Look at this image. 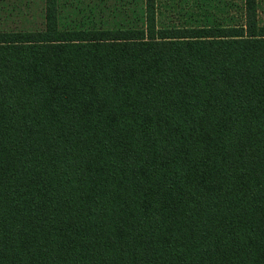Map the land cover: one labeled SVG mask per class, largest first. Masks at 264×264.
<instances>
[{"label":"trees","instance_id":"obj_1","mask_svg":"<svg viewBox=\"0 0 264 264\" xmlns=\"http://www.w3.org/2000/svg\"><path fill=\"white\" fill-rule=\"evenodd\" d=\"M180 1L0 28V264H264L262 1Z\"/></svg>","mask_w":264,"mask_h":264},{"label":"rangeland","instance_id":"obj_2","mask_svg":"<svg viewBox=\"0 0 264 264\" xmlns=\"http://www.w3.org/2000/svg\"><path fill=\"white\" fill-rule=\"evenodd\" d=\"M181 1V4L185 2ZM188 1L192 3L194 0ZM261 1L264 8V0ZM38 5L39 0H0V28L30 26L39 13ZM260 15L264 19V10Z\"/></svg>","mask_w":264,"mask_h":264}]
</instances>
